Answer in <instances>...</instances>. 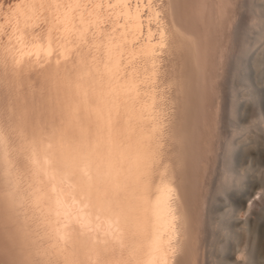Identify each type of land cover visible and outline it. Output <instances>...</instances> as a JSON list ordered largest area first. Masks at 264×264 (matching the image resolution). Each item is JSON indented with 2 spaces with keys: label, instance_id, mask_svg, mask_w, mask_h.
<instances>
[{
  "label": "rangeland",
  "instance_id": "obj_1",
  "mask_svg": "<svg viewBox=\"0 0 264 264\" xmlns=\"http://www.w3.org/2000/svg\"><path fill=\"white\" fill-rule=\"evenodd\" d=\"M263 28L264 0H0V264H264L231 169L264 177Z\"/></svg>",
  "mask_w": 264,
  "mask_h": 264
},
{
  "label": "bare ground",
  "instance_id": "obj_2",
  "mask_svg": "<svg viewBox=\"0 0 264 264\" xmlns=\"http://www.w3.org/2000/svg\"><path fill=\"white\" fill-rule=\"evenodd\" d=\"M247 6V5H246ZM127 7V6H126ZM126 7H125V10H126ZM253 8V7H252ZM130 10V9H129ZM127 12H128V10H127ZM129 12H132V11H129ZM251 12V11H250ZM129 14V13H128ZM133 13H131L130 15H132ZM136 16V14H135V12H134V14H133V16ZM243 23V22H242ZM241 23V24H242ZM244 24H246V23H244ZM243 25V24H242ZM241 27V26H240ZM245 27H246V25H245ZM244 26H242V28L243 29H246ZM239 28V27H238ZM242 28H240V30H238V32L240 31V33L239 34H242L241 33V29ZM248 28V27H247ZM264 29V28H263ZM245 32V31H244ZM247 33V32H246ZM252 33V32H251ZM250 33V34H251ZM256 34V33H255ZM258 36V35H257ZM240 37V36H239ZM242 39V38H241ZM249 39V38H248ZM247 42H248V40H247ZM250 42V41H249ZM248 42V43H249ZM244 53V52H243ZM254 54H255V52H253ZM264 53V52H263ZM262 53V54H263ZM259 54V52L257 53V55ZM256 55V54H255ZM256 55V58L258 57ZM263 56V60H262V58L260 59V61L261 62H263L264 63V55H262ZM259 57H261V55L259 56ZM244 60L242 61V62H240V65H241V67L243 68V71H242V73H241V75L239 76V80H238V84H239V86H240V84H241V86L242 85H246V86H249L250 87V89H249V93L247 94L248 95V97L249 98H252V100H253V105H258L259 103L261 104V107H262V112H264V85L262 84L261 85V83H262V80H263V78H264V71H261L260 72V70H256V66L254 65L255 64V62H254V56L252 55V53L251 54H249V53H246L245 54V56H244V58H243ZM257 60H259V58L257 59ZM260 61H257L258 63L260 62ZM239 63V62H238ZM264 66V65H263ZM257 67H259V65L257 66ZM260 67H261V64H260ZM259 67V68H260ZM259 68H257V69H259ZM262 68V67H261ZM259 71V72H258ZM240 73V72H239ZM237 77V76H236ZM238 78V77H237ZM250 82V83H249ZM237 84V83H236ZM236 86H238V85H236ZM239 88V87H238ZM247 104H248V102H247V100H245V101H242V96L239 94V99H238V102H237V110H240V112L242 111V114H241V116H242V118L241 119H243L244 118V112H245V109L247 108V109H249L250 107L249 106H247ZM249 105V104H248ZM259 108V107H258ZM246 113V112H245ZM263 150V149H262ZM261 154V156L264 154V150L260 153ZM235 156V159H234V162H232V167H231V169H233V171L234 172H236L238 175L237 176H240V175H243V177H245V176H248V178H249V182H248V184L246 185V186H248V190H247V192H246V194H245V198L243 199V198H241L240 200H239V198H237V196H239V194L238 195H235L234 193L232 194L233 195V197H232V199H234V200H236L237 201V199L240 201V203H241V205H244L245 204V200H249L251 197V195L252 194H254V192H257L256 190L257 189H259V188H261V186H262V184L261 183H263L264 182V177H260L259 175H260V172H259V175H258V171H257V169L254 167L253 168V165L251 164V158L249 159L248 157H245L244 155H243V153H242V151H238V152H236V154L234 155ZM233 157V156H232ZM263 163H264V160L262 161V165H263ZM254 166H258L257 165V163L256 164H254ZM260 168V167H259ZM245 173H246V175H245ZM247 180V179H246ZM239 197H241V196H239ZM69 210V209H68ZM66 216L68 215L67 214V211H66ZM70 214V213H69ZM229 215V214H228ZM70 216V215H69ZM217 218V217H216ZM229 225V224H228ZM263 228H264V221H263ZM264 235V234H263ZM264 237V236H263ZM262 239H264V238H262ZM232 240H233V238H231L230 240H225V241H223L222 242V244H221V246H220V258H221V260H222V258H223V260H225L224 259V257H223V253H225V252H229L230 251V249L233 247V243H234V240H233V242H232ZM262 241V240H261ZM264 241V240H263ZM215 243V242H214ZM237 243V242H236ZM253 252L252 251H250L249 252V255H251ZM237 255L238 254H236V255H231V258L232 259H235V260H237ZM219 257V256H218ZM239 258V257H238ZM227 260H228V258H226ZM238 262V261H237Z\"/></svg>",
  "mask_w": 264,
  "mask_h": 264
},
{
  "label": "clouds",
  "instance_id": "obj_3",
  "mask_svg": "<svg viewBox=\"0 0 264 264\" xmlns=\"http://www.w3.org/2000/svg\"><path fill=\"white\" fill-rule=\"evenodd\" d=\"M56 205H57V209H58L57 215H60L61 212L67 211L66 205H64V203L62 201L57 200Z\"/></svg>",
  "mask_w": 264,
  "mask_h": 264
}]
</instances>
